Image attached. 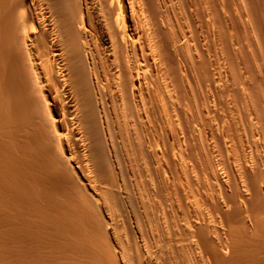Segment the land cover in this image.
<instances>
[{
    "label": "bare ground",
    "instance_id": "obj_1",
    "mask_svg": "<svg viewBox=\"0 0 264 264\" xmlns=\"http://www.w3.org/2000/svg\"><path fill=\"white\" fill-rule=\"evenodd\" d=\"M0 264H264V0H0Z\"/></svg>",
    "mask_w": 264,
    "mask_h": 264
}]
</instances>
